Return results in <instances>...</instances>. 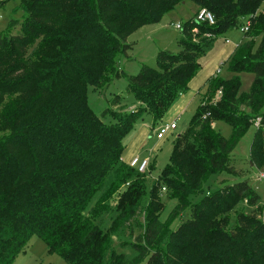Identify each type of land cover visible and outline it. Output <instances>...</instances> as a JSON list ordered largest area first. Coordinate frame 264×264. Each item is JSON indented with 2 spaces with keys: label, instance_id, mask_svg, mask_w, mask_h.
I'll list each match as a JSON object with an SVG mask.
<instances>
[{
  "label": "trees",
  "instance_id": "obj_1",
  "mask_svg": "<svg viewBox=\"0 0 264 264\" xmlns=\"http://www.w3.org/2000/svg\"><path fill=\"white\" fill-rule=\"evenodd\" d=\"M183 1L18 0L21 17L0 31V264H11L32 235L68 264H264L261 210L237 213L227 227L237 203L260 209L247 180L189 202L212 175L238 173L231 153L258 117L249 165L264 171V0H191L212 13V25L193 16L181 25V50H159L155 66L135 75L118 68L127 36ZM245 18L248 30L226 61L230 77L208 81L219 99L202 107L200 98L148 186L145 173L121 160L124 136L144 113L158 123L216 38ZM191 29L208 36L192 43ZM241 72L253 78L239 92ZM117 77L138 108L123 112L116 95L96 114L87 85L103 90ZM215 121L230 126L228 137ZM160 187L175 201L164 220ZM185 209L189 217L172 227Z\"/></svg>",
  "mask_w": 264,
  "mask_h": 264
},
{
  "label": "rangeland",
  "instance_id": "obj_2",
  "mask_svg": "<svg viewBox=\"0 0 264 264\" xmlns=\"http://www.w3.org/2000/svg\"><path fill=\"white\" fill-rule=\"evenodd\" d=\"M13 8L18 5V0H12L11 4ZM0 11V31L5 28L8 20L10 18L19 19L21 17L20 10L11 11L10 9H5ZM198 9L196 4L191 0H184L182 3L177 4L173 9L167 11L163 14L158 22L153 24L143 25L134 31H132L128 36L126 41L131 43V48L126 51V53L120 56L118 62V68L120 72L135 75L138 73L142 65H147L150 67L156 64V55L159 50H168L171 52H178L181 50L182 45L179 40L182 35L180 29L175 28V24L182 25L183 22L189 20L191 17L195 16ZM3 24V26H2ZM1 26L3 28H1ZM240 25L238 28L228 31L224 34L219 35L216 38L215 46H222V51H228L234 46L238 45L243 36L244 31ZM19 27L12 29V33L19 32ZM253 31V30H252ZM208 36V34L199 35L196 29H191V42L197 43L201 40V37ZM228 41L229 44L224 45L222 41ZM259 42V37L256 38L255 44ZM217 76L222 79H227L230 77V72L228 71L227 62L225 61L220 67H218ZM239 92L247 91L249 89L250 83L252 81L253 75L248 72H241ZM126 81L124 77H117L114 79L106 88L95 89L90 85H87L86 94L87 102L89 106L93 109L96 114H99L107 105L112 97L118 95L122 99L123 106L126 108L123 112H129L131 110H136L138 104L130 105L134 102L131 95L125 93ZM206 87L202 88L203 92ZM219 91V90H218ZM221 93L217 91L208 90L202 94L201 106L209 107L215 105L216 101L219 99ZM121 105V104H120ZM120 106H112L111 109H119ZM196 108H191L186 112H182L181 115L173 114L171 117L168 116V111L165 112L161 121L153 124L154 128L163 126L166 123L175 121L176 129L171 133H168L163 140H158L155 137L153 131L149 133L150 137L146 143L142 146L140 151V157L149 158V173L146 174L147 185L150 186L151 182L157 179L159 172L169 163L170 152L172 149L173 141L175 137L183 132H185L189 119L191 118L193 112ZM264 110V107H263ZM151 116L148 113H144L140 119H138L134 125L137 126L139 123H145L147 126H151ZM257 119V118H256ZM259 119V117H258ZM110 118L106 117L104 119L105 123H109ZM255 121L251 123L245 133L242 135L241 139L233 149L231 153V166L238 172L237 174H226L221 173L217 175H212L203 187V191L199 194H194L189 197V202L191 204L197 202L201 199L205 192H213L226 184H232L240 180H247L249 184L256 190L259 199L258 206L260 209H254L247 205L245 202H239L235 207L228 213V229H231L235 225V217L237 213H254L257 215L259 210L264 209V179L258 180V175L261 170L249 165V147L251 140L253 138L256 124ZM259 123V121H258ZM259 125V124H258ZM257 125V126H258ZM213 128L216 132L220 133L224 137L230 135V126L222 121H215L213 123ZM130 130L123 139V145L130 138ZM164 186V185H163ZM167 189L162 190L161 187L157 188V194L160 196L163 202V210L160 214V219L164 220L168 217L172 209L174 208L175 201L167 197ZM259 214V213H258ZM258 216V215H257ZM189 217V209H185L178 214L175 220L172 222V227H177L182 221ZM117 251H120L119 247H116ZM11 264H68L56 253L48 252L45 243L38 235H32L29 239L24 251L20 252L13 260ZM139 264H145V261Z\"/></svg>",
  "mask_w": 264,
  "mask_h": 264
},
{
  "label": "crops",
  "instance_id": "obj_3",
  "mask_svg": "<svg viewBox=\"0 0 264 264\" xmlns=\"http://www.w3.org/2000/svg\"><path fill=\"white\" fill-rule=\"evenodd\" d=\"M11 1L12 0H0V2H3L2 4H0V11L5 12L4 11L5 9H10L11 11L14 12L15 11L14 8L16 6L14 8L13 5L9 7ZM2 26L1 28H3ZM215 43L216 40L212 48L199 59V69L197 70L194 77L188 83L187 89L184 92L180 93L177 96V98L168 107L167 109L168 116L171 117L173 114H178L177 116H179L181 115L182 112H186L191 108H196L202 94L207 92L209 79L212 76H217L219 69L218 67H220L225 61H227L229 55L237 47L236 45L228 51H222L223 49L222 46L220 47L218 45L215 46ZM222 43L224 45L229 44L228 42H226V40L224 42L222 41ZM204 86L206 87L205 88L206 90L203 92L202 88H204ZM130 105L133 106L134 102ZM155 129L156 128L153 127V121L151 122V126H147L145 123H139L137 126L134 125L132 129L133 131L130 133L129 136L130 138L124 144V149L121 154V160L127 163L134 156L140 157V151L142 149V146L149 139L150 137L149 133L151 131H153L155 134ZM164 138L160 140H163Z\"/></svg>",
  "mask_w": 264,
  "mask_h": 264
},
{
  "label": "built area",
  "instance_id": "obj_4",
  "mask_svg": "<svg viewBox=\"0 0 264 264\" xmlns=\"http://www.w3.org/2000/svg\"><path fill=\"white\" fill-rule=\"evenodd\" d=\"M195 20L200 23L205 22L209 25H212L214 23V17L212 13H210L204 8H201L197 11L195 15ZM249 25H250L249 20L245 18L243 20L242 30L246 32L248 30ZM175 28L181 29V25L175 24ZM226 42L228 41L226 40ZM217 92L220 93V91ZM255 120H256L255 124L257 126L259 119L257 118ZM175 129H176V123L174 121L170 123H166L163 126H159L155 129V137L156 139L160 140L164 138L166 134L171 133ZM149 161H150L149 158H140L139 156H134L127 162V164L130 167L137 169L140 173L147 174L149 173ZM262 179H264V171H261L258 175V180H262ZM162 190L165 189L162 188ZM258 218L264 223V209L259 212Z\"/></svg>",
  "mask_w": 264,
  "mask_h": 264
}]
</instances>
